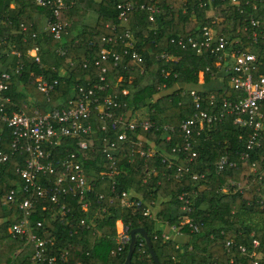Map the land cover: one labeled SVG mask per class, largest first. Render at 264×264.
Wrapping results in <instances>:
<instances>
[{
  "label": "trees",
  "instance_id": "16d2710c",
  "mask_svg": "<svg viewBox=\"0 0 264 264\" xmlns=\"http://www.w3.org/2000/svg\"><path fill=\"white\" fill-rule=\"evenodd\" d=\"M128 2L136 5L128 14V27L135 40L134 49L144 59L143 73L123 54L120 40L114 45L102 41V37L114 34L111 27L118 24L117 6ZM64 3L59 19L67 24L66 32L60 40H54L42 30L51 8L37 7L33 0H14V7H10L8 0H0V70L21 66L18 74L11 73L9 95L15 106L9 110L18 111L23 104L28 105V114L34 107L41 113L64 108L78 87L98 82L99 70L94 60L107 48L118 53L121 60L117 64L103 63L108 88L99 94L101 99L106 95L115 96L117 101L126 104L127 110L134 113L144 110L146 118L156 126L170 125L175 132L168 141L161 130L127 132L129 140L119 144L115 153L117 174L112 177L100 175L108 172L110 165L101 152L102 139H116L125 130L122 125L113 124V120H101L93 113L91 149L79 150L77 139L69 137L57 145L44 147L50 152L48 160L53 164L67 152H74L92 188L87 194L86 210L71 193L65 200L63 196L59 198V203L70 209L63 219H52V211H57L58 206L37 198L32 225L42 222L43 230L55 237L51 251L68 252L66 263L57 260L56 264H123L129 241L118 242L117 221L126 228L128 236L133 229H144L160 264H252L251 259L238 252L231 256L225 253L224 244L229 239L248 249L252 241H257L258 261L264 264V223L247 222L250 217H264V201L261 202L264 198V119L260 147L251 151L246 161L240 160V155L245 151L251 130L236 127L232 115L204 126L195 136L196 157L192 161L183 152L173 154L172 148L183 144L179 125L194 112L191 90L198 92L201 110L209 114L219 111L223 100L236 102L245 95L228 85V77L214 88L220 73L216 57L207 53L199 56L189 46L180 48L171 43L180 37L201 40L202 30L207 28L224 37L234 49L255 54L258 63L254 77L264 76V0L262 3L240 0L238 5H230L228 0H201V3L197 0H64ZM140 5L157 9L154 22L148 21V12L140 10ZM88 12L97 16L93 27L84 24ZM250 20L261 24L255 29L259 35L257 43L251 39L254 28ZM20 22L29 26L26 36L16 31ZM123 29L118 28L116 35ZM34 47L39 48V63L27 56ZM59 49L64 50L63 56L58 53ZM200 73L202 84H199ZM40 75L58 80L48 102L36 88L35 79ZM160 84H165L166 89L157 90ZM124 90L126 95L122 93ZM210 95L214 96L213 104H210ZM121 110L116 109V113ZM104 125L107 131L102 130ZM0 136V149L10 153L9 161L0 165V264H33L32 245L26 246L24 239L13 237L9 232L10 226L23 217L17 205L28 193L17 170L24 166L27 155L11 154L9 130L4 128ZM135 141H142V149L153 147L154 155L144 159L131 153L130 143ZM223 155L235 162L236 167L216 173L215 164ZM130 157L134 158L131 162ZM252 165L255 172L251 171ZM177 166L189 168L181 179L173 178ZM194 173L205 175L199 182L203 188L189 197L192 211L187 214L180 210L178 197L197 189L198 185L191 180ZM54 178L39 176L38 181L48 186V181ZM231 180L240 182L247 190L242 187V191H235V185H228ZM12 190L16 193L15 203L2 207L1 202ZM123 192L129 195L128 206L121 202ZM99 194L103 199L98 198ZM147 207L150 216L144 215ZM186 218L192 220V226L182 224ZM80 221L85 224L80 225ZM172 226L186 241L162 237L163 228ZM130 264H155L140 236L136 238Z\"/></svg>",
  "mask_w": 264,
  "mask_h": 264
},
{
  "label": "built area",
  "instance_id": "2783aa9c",
  "mask_svg": "<svg viewBox=\"0 0 264 264\" xmlns=\"http://www.w3.org/2000/svg\"><path fill=\"white\" fill-rule=\"evenodd\" d=\"M201 3V0H197ZM230 5H238L240 0H228ZM255 2L262 3L263 0H254ZM10 7H14V0H8ZM37 7L51 8V15L46 20L43 27V32L53 38L60 40L63 33L66 32L67 24L60 21L59 16L61 11L65 9L64 0H33ZM136 5L134 3H123L117 6L118 9V24L112 26L111 30L113 35L102 37L105 44L114 45L118 40L123 44V54L129 56L131 62L136 66L141 73L144 71V59L138 54L135 48V40L131 29L128 27V14ZM255 9V6H253ZM140 10L148 12V21L150 23L155 21L154 14L157 9L154 7L139 6ZM250 25L254 30L251 33L253 43H257L258 33L255 29L259 28V21L250 20ZM124 28L123 31L116 35L118 28ZM15 28L20 34H27L29 26L25 22H20ZM264 28V25H263ZM116 32V33H115ZM202 39L195 40L193 38L185 39L183 37L172 39L171 43L180 48L190 47L197 55L201 56L205 53L214 56L217 59L216 65L225 68L226 77H228V85L244 93V98L236 102L223 100L221 109L215 113L209 114L201 110V98L195 90L189 93L193 98L194 112L187 119L183 120L179 125V132L182 137V145L178 148H172V153L183 152L190 155L188 161H192L196 157L194 146L196 143V135L204 126H211L216 122L221 121L225 116H234L233 124L240 129H250L251 134L245 141V151L240 155V160L246 161L249 159V153L254 149L260 147L261 131L263 129L264 119V76L254 77L257 70V57L255 54L236 50L232 44L224 37L218 36L214 31L207 28L202 30ZM32 38L36 33H31ZM61 56L64 55V50L59 49L58 52ZM18 55V54H17ZM27 56L39 63V48L34 47L27 52ZM164 57V56H163ZM121 60L120 55L111 49H103L100 56L94 60V66L98 68V82L81 86L76 89L75 95L67 101L64 108L52 109L45 113H41L38 107H34L30 114L27 113V105L21 106L18 111H10L9 108L15 106L11 96L12 72H19L21 66L13 69L0 70V132L4 128L9 130L11 134V141L9 143L11 154L19 153L26 154L27 157L24 161V166L17 170L19 176L24 181V190L28 193L20 202H18V209L22 212V219L10 226L9 232L13 237H18L25 240V245H32L33 254L31 261L33 264H56L59 260L61 263H66L67 250L62 252L51 251L55 245V237L43 230L42 222H36L35 226L32 225L31 217L34 212V205L37 198L48 200L53 205L59 207L57 211H52V219H63L70 209L66 204H60L59 198L63 199L70 195V193L77 197L81 203L83 210L88 207L87 194L91 191V185L85 175L82 164L76 158L74 152H67L64 158H59L56 164L48 160L50 152L45 150V146L57 145L63 138L77 139V146L79 150L85 151L92 148L93 128L91 124V117L93 113L96 114L101 120H113V124L122 125L125 130L119 133L116 139H108L104 137L101 144V152L106 161L110 162L109 171L101 172L100 175H107L108 177L117 174L114 169V156L118 150L119 144H124L128 138L127 132H134L139 129L149 131L161 130L168 141L171 134L175 132V128L170 125L156 126L148 118L138 119L134 115L136 112L126 109V104L117 101L116 97L106 95L102 99L99 94L105 93L108 84L106 83V68L104 62L113 61L117 64ZM202 77V76H201ZM37 90L43 94L48 102L50 95L55 91L58 86L57 79H48L42 75L35 79ZM157 90L166 89L165 84H160ZM123 95L127 94L124 90ZM210 104L214 102V96L209 97ZM116 109H122L119 114ZM126 109V110H123ZM103 131L106 126L102 127ZM142 141H135L130 143V152L137 153L140 157L147 159L151 158L155 149L153 147L142 149ZM1 145V136H0ZM10 153L0 149V165L9 161ZM134 158L130 157L129 162ZM163 162H166L163 159ZM171 167V162L169 168ZM236 167V163L232 162L227 155L221 156L215 164L216 173H221L226 169ZM189 168L177 166L173 178L181 179L184 172H189ZM252 170L254 167L252 165ZM255 171V170H254ZM54 176L52 182L48 181V186L41 184L38 181L39 176ZM204 174L198 175L194 173L191 175V180L198 187L193 191L183 192L179 197L180 210L184 213L192 211V202L190 196L196 195V192L202 190V184L199 185ZM235 184H231L234 186ZM235 191H242L238 185H235ZM114 190V187L112 191ZM225 190H228V186ZM264 190V187H263ZM16 193L12 190L8 193L5 199L1 202L2 207H9L15 203ZM129 195L125 192L121 194V202L124 206L129 205ZM99 199H103V195H98ZM65 200V199H64ZM264 201L262 198L261 202ZM138 206L139 203H136ZM43 209H46L45 206ZM144 215L150 216V209H145ZM84 221H80V225H84ZM183 225L192 226V220L186 218ZM117 240L119 243L129 241L126 228L120 221H117ZM172 230L177 231V228L170 227ZM40 229V234L39 231ZM164 239H168L167 234H162ZM259 244L257 241H252L251 248L248 249L241 243H235L232 240H227L224 244L225 253L228 256L238 252L240 255L248 257L252 260V264H259L257 249ZM218 264V263H213Z\"/></svg>",
  "mask_w": 264,
  "mask_h": 264
},
{
  "label": "water",
  "instance_id": "95a60500",
  "mask_svg": "<svg viewBox=\"0 0 264 264\" xmlns=\"http://www.w3.org/2000/svg\"><path fill=\"white\" fill-rule=\"evenodd\" d=\"M137 236H140L144 240L145 245L148 249L149 255H150L151 259L153 260V262L155 264H160L158 258L156 257V255L152 249L150 239L148 238L146 232L142 228L133 229L129 232L128 253H127V256H126L123 264H130L131 258H132L133 252H134V246L136 243Z\"/></svg>",
  "mask_w": 264,
  "mask_h": 264
},
{
  "label": "crops",
  "instance_id": "0c3cea01",
  "mask_svg": "<svg viewBox=\"0 0 264 264\" xmlns=\"http://www.w3.org/2000/svg\"><path fill=\"white\" fill-rule=\"evenodd\" d=\"M96 21H97V16H96V14L93 13V12H88V13L86 14V16H85L84 24H85L86 26L93 27V26H95ZM45 23H46V21L43 22L42 29H43ZM219 75L222 76V81H223V79L226 77L225 68H223V67L220 68V73H219ZM219 75H218V76H219ZM199 84H202V81H201V82L199 81ZM25 105H27V104H23L22 106H25ZM27 108L29 109L28 105H27ZM138 112H140V111H138ZM158 208H159V207L156 206L155 209L158 210ZM163 229H164L163 234H167L169 237L175 239L176 241H178V242H184V241H186V237H185L181 232H179V231H174V230H172L171 228H167V227H165V228H163Z\"/></svg>",
  "mask_w": 264,
  "mask_h": 264
},
{
  "label": "rangeland",
  "instance_id": "374dc122",
  "mask_svg": "<svg viewBox=\"0 0 264 264\" xmlns=\"http://www.w3.org/2000/svg\"><path fill=\"white\" fill-rule=\"evenodd\" d=\"M202 74L200 73L199 74V81L203 82V79H202ZM222 83V76L219 75L217 76L216 80H215V84H214V88L216 87H219ZM146 112L144 110H141L140 112H136V114L134 115L135 118H138V119H145L146 118ZM252 172H255L254 170L251 169ZM235 184V185H238L240 188H242L243 186L240 184V182H236V181H230L228 183V185H231V184ZM244 188V191L247 190V187H243ZM247 222H254V223H257V224H260L262 225L264 223V217H259V216H256V217H250L247 219ZM118 229V226L116 225V230Z\"/></svg>",
  "mask_w": 264,
  "mask_h": 264
}]
</instances>
